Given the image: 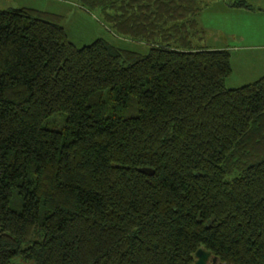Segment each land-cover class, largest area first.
I'll return each instance as SVG.
<instances>
[{
  "label": "trees",
  "instance_id": "1",
  "mask_svg": "<svg viewBox=\"0 0 264 264\" xmlns=\"http://www.w3.org/2000/svg\"><path fill=\"white\" fill-rule=\"evenodd\" d=\"M77 2L143 48L0 10V264H264V77L224 86L197 0Z\"/></svg>",
  "mask_w": 264,
  "mask_h": 264
},
{
  "label": "rangeland",
  "instance_id": "2",
  "mask_svg": "<svg viewBox=\"0 0 264 264\" xmlns=\"http://www.w3.org/2000/svg\"><path fill=\"white\" fill-rule=\"evenodd\" d=\"M222 1L226 3L235 0ZM243 1L251 8L250 10L238 8L226 10L222 5H215L213 0H197L200 7L207 3L206 7L208 8L207 10L203 8L199 16V22L207 33L201 45L207 48L220 45V43H212L215 32L220 29H225L227 34L233 36L226 43L231 48V73L224 80L226 88H236L251 82L255 79L252 73L264 69V65H262L264 64L262 61L264 60V48L246 49L249 46L264 44V0ZM81 5L77 0H0V10L29 8L57 16L58 23L63 28L67 39L76 47L88 45L96 39H102L125 50H141L143 48L141 44L113 34L109 26L103 22L98 10ZM221 41L222 43L226 42L225 39ZM14 262L16 263V259ZM209 263L210 258L205 264Z\"/></svg>",
  "mask_w": 264,
  "mask_h": 264
},
{
  "label": "crops",
  "instance_id": "3",
  "mask_svg": "<svg viewBox=\"0 0 264 264\" xmlns=\"http://www.w3.org/2000/svg\"><path fill=\"white\" fill-rule=\"evenodd\" d=\"M213 2L215 3V5H218V6L222 5V7L224 9H226V10H228V8H229L228 5L224 1H222V0H213ZM206 6H207V3L201 7V9L199 11V14L196 17L197 27L200 30L203 31L202 32V37H201V40H200V44L203 43V41L205 40V36L207 35L205 29L201 26V24L199 22V16H200V13L203 10V8H205L204 10H207L208 9ZM263 25H264V23H263ZM209 37H210V35H209ZM232 38H233V36L230 35V34H227L226 31H225V29H220V30H218V31L215 32V34L213 36V41H212L213 44L220 43V45L212 46V47H210L208 49H225V50H228L229 51V54L231 56V53H230V49L231 48L228 45H226V43H227L228 40H230ZM222 39H225L226 42L225 43H222V41H221ZM221 44H223V45H221ZM256 48H264V44L258 45V46H249L246 49L252 50V49H256ZM262 61L264 62V60H262ZM229 63H230V58H229ZM262 65H264V64H262ZM230 68H231V66H230ZM252 74H254V76H255V79H253V81L256 80V79H258V78H260V77H264V69L262 68L260 70H256ZM248 83H250V82H248Z\"/></svg>",
  "mask_w": 264,
  "mask_h": 264
},
{
  "label": "water",
  "instance_id": "4",
  "mask_svg": "<svg viewBox=\"0 0 264 264\" xmlns=\"http://www.w3.org/2000/svg\"><path fill=\"white\" fill-rule=\"evenodd\" d=\"M138 171L140 173L146 174V175L152 174V171L150 169H147V168H141V169H138ZM194 258H195V260H194L193 264H205V262L207 261L208 258H210L209 264H214L216 261L214 257H210V254L208 252H205L201 248H198L194 252Z\"/></svg>",
  "mask_w": 264,
  "mask_h": 264
}]
</instances>
